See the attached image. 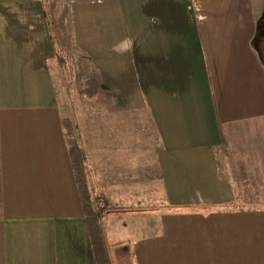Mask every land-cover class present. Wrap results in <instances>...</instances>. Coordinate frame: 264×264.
Wrapping results in <instances>:
<instances>
[{
	"label": "crops",
	"instance_id": "crops-1",
	"mask_svg": "<svg viewBox=\"0 0 264 264\" xmlns=\"http://www.w3.org/2000/svg\"><path fill=\"white\" fill-rule=\"evenodd\" d=\"M46 3L0 0V264H264V0L65 3L88 174L114 213L151 215L125 243L103 221L97 249ZM139 174L148 194L121 198Z\"/></svg>",
	"mask_w": 264,
	"mask_h": 264
},
{
	"label": "rangeland",
	"instance_id": "rangeland-1",
	"mask_svg": "<svg viewBox=\"0 0 264 264\" xmlns=\"http://www.w3.org/2000/svg\"><path fill=\"white\" fill-rule=\"evenodd\" d=\"M67 1L68 0H40L42 4L47 2L46 5L52 8L55 13L53 17L55 18L53 31L56 40V52L58 57L62 56L60 59V68L56 64V83L58 85V96H60L61 101V110L64 114V120H66V130L68 132L67 136L70 137V145L78 146V148H80L84 154V172L82 173V171H78L81 177V183L84 186L83 188H85L87 193L91 196L90 201H92L94 210L99 212L107 210L108 217L104 221H106L108 228L105 227V230H109L110 234L112 232L111 238L115 237L114 239L116 242L125 243L134 237L135 234L140 233L138 231H133L136 230L137 226L140 231H145V228H142V226H144L143 219L148 218L147 220H149V216L151 215L147 214V212H145L146 215H139V212H130L127 215H122V212H118L121 214L114 213V211L110 210L113 208L110 206L114 202L113 198L107 199L104 197L102 192L97 191L94 187V181L91 180V176L88 174L90 162L88 161L89 158L87 157L86 148H84L85 145L82 136L80 135L81 132L79 131L77 121L79 115L78 108H80L82 103L84 104L85 102H89L94 98V80L92 77L86 76L83 56H79L80 54L74 51L72 44L68 43L70 40V32L68 30L69 26L63 17L65 15V17L68 19L67 11H64L66 6L65 3H67ZM135 177L136 179H141L135 180L134 186L137 189L133 187L132 190H124L120 193L121 198L122 196L126 198L127 196L131 195V201L134 200V202H139L138 200H141L145 194H148L147 190L149 187L146 185L148 176L143 177L139 174V176H134V178ZM118 194L119 193L116 190L113 191V195H115V197H117ZM102 222L103 220L100 222V224H102L101 227L104 225ZM128 225L132 230H128ZM112 227L118 228L117 232H115L114 228ZM108 235L109 234H107V237Z\"/></svg>",
	"mask_w": 264,
	"mask_h": 264
},
{
	"label": "trees",
	"instance_id": "trees-1",
	"mask_svg": "<svg viewBox=\"0 0 264 264\" xmlns=\"http://www.w3.org/2000/svg\"><path fill=\"white\" fill-rule=\"evenodd\" d=\"M70 153L72 156V162L74 163V166L76 167L77 170L84 172V167H85V161H84V154L78 148V146H72L70 145ZM83 195H84V204H85V214L88 219V227L90 229L91 233V240L94 245V248L97 249V247H100L102 245V234L100 230V222L105 220L108 217L107 210H103L102 212L95 211L92 205V201H90L91 196L87 193V190L84 188L83 190ZM147 210H141V211H131V212H139V215H142L146 212ZM152 212L155 213H169L170 210H152ZM125 213V212H122ZM121 214V213H119ZM103 262H106L105 259Z\"/></svg>",
	"mask_w": 264,
	"mask_h": 264
}]
</instances>
